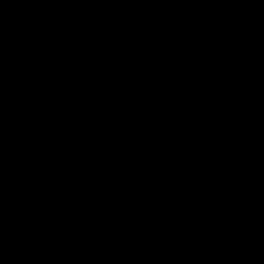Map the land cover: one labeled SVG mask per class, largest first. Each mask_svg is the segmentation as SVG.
<instances>
[{"label":"water","instance_id":"1","mask_svg":"<svg viewBox=\"0 0 264 264\" xmlns=\"http://www.w3.org/2000/svg\"><path fill=\"white\" fill-rule=\"evenodd\" d=\"M0 264H264V0H0Z\"/></svg>","mask_w":264,"mask_h":264}]
</instances>
